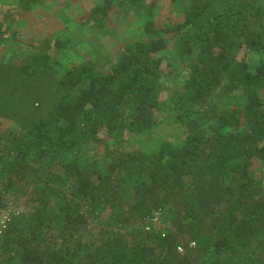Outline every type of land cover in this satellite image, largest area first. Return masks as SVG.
<instances>
[{
    "label": "trees",
    "instance_id": "trees-1",
    "mask_svg": "<svg viewBox=\"0 0 264 264\" xmlns=\"http://www.w3.org/2000/svg\"><path fill=\"white\" fill-rule=\"evenodd\" d=\"M35 2L0 10V264H264V0H180L164 24L100 0L83 24L118 6L144 34L102 71L56 68L57 37L20 46Z\"/></svg>",
    "mask_w": 264,
    "mask_h": 264
},
{
    "label": "rangeland",
    "instance_id": "rangeland-1",
    "mask_svg": "<svg viewBox=\"0 0 264 264\" xmlns=\"http://www.w3.org/2000/svg\"><path fill=\"white\" fill-rule=\"evenodd\" d=\"M100 0H36L33 6L17 15L12 30L19 38L20 46L26 47L30 39L43 41L54 37L61 41L59 47H52L50 54L56 68L62 69L88 56L94 59L97 70L108 69L117 55L123 51L129 42L141 41L144 37L141 25L143 18L136 17L134 13H127L118 6H114L109 17L102 24L94 25L84 23L82 19L94 4ZM154 4V17L156 23L164 24L180 18V0H148ZM15 0H0V10L13 6ZM11 44L14 40H10ZM164 61L163 65L167 62ZM172 61V60H170ZM177 68V67H176ZM178 69V68H177ZM172 82L180 81V74L170 71ZM10 122H2L0 130L9 127ZM176 124L170 121L159 125L155 132L141 135L144 138L143 148L149 146L153 137L160 136L174 140L173 133ZM128 142H122L126 149L140 147L132 137ZM157 225H164L162 217L155 214Z\"/></svg>",
    "mask_w": 264,
    "mask_h": 264
},
{
    "label": "built area",
    "instance_id": "built-area-1",
    "mask_svg": "<svg viewBox=\"0 0 264 264\" xmlns=\"http://www.w3.org/2000/svg\"><path fill=\"white\" fill-rule=\"evenodd\" d=\"M18 212L17 207L14 204L6 206L3 210L0 211V234L2 231L6 228L8 222L10 221L12 215L16 214ZM149 222L154 223L155 225L157 222H155V217H152ZM193 242H190V245H192ZM183 247L178 245L177 250L182 251Z\"/></svg>",
    "mask_w": 264,
    "mask_h": 264
}]
</instances>
